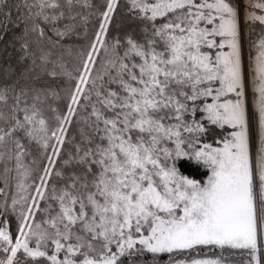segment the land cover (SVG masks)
I'll return each instance as SVG.
<instances>
[{"label": "snow or ice", "instance_id": "6c2138e0", "mask_svg": "<svg viewBox=\"0 0 264 264\" xmlns=\"http://www.w3.org/2000/svg\"><path fill=\"white\" fill-rule=\"evenodd\" d=\"M0 264H264V0H0Z\"/></svg>", "mask_w": 264, "mask_h": 264}]
</instances>
